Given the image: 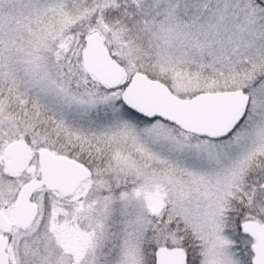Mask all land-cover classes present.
I'll list each match as a JSON object with an SVG mask.
<instances>
[{"label":"snow or ice","instance_id":"1","mask_svg":"<svg viewBox=\"0 0 264 264\" xmlns=\"http://www.w3.org/2000/svg\"><path fill=\"white\" fill-rule=\"evenodd\" d=\"M0 264H264V0H0Z\"/></svg>","mask_w":264,"mask_h":264}]
</instances>
